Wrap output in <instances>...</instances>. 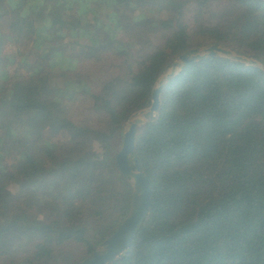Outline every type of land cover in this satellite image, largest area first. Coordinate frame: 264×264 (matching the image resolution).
Segmentation results:
<instances>
[{"label": "trees", "instance_id": "16d2710c", "mask_svg": "<svg viewBox=\"0 0 264 264\" xmlns=\"http://www.w3.org/2000/svg\"><path fill=\"white\" fill-rule=\"evenodd\" d=\"M210 44L264 66V2L0 0V264H78L114 232L124 123ZM159 101L132 150L150 206L106 264H264V73L209 57Z\"/></svg>", "mask_w": 264, "mask_h": 264}, {"label": "water", "instance_id": "95a60500", "mask_svg": "<svg viewBox=\"0 0 264 264\" xmlns=\"http://www.w3.org/2000/svg\"><path fill=\"white\" fill-rule=\"evenodd\" d=\"M261 1L264 2V0ZM209 57H222L264 73V66L251 57L235 54L218 44H210L198 46L180 54L170 67L157 77L150 90L149 106L131 114L124 123L120 148L114 157L121 178L130 186L131 199L128 211L114 232L78 264H106L119 256L136 236L144 223L151 200L149 180L141 173L138 162L132 155L136 132L147 122V115L157 117L159 96L164 86L185 68Z\"/></svg>", "mask_w": 264, "mask_h": 264}, {"label": "rangeland", "instance_id": "374dc122", "mask_svg": "<svg viewBox=\"0 0 264 264\" xmlns=\"http://www.w3.org/2000/svg\"><path fill=\"white\" fill-rule=\"evenodd\" d=\"M152 60L153 61L155 60V56H152ZM15 71H16L15 68H12V69L9 70L11 75H13ZM94 150L97 153L99 149H98L97 146H94ZM9 191L14 194L17 191V188L15 186H10L9 187Z\"/></svg>", "mask_w": 264, "mask_h": 264}]
</instances>
